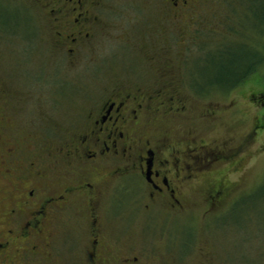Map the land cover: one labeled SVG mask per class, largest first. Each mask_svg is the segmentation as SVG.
<instances>
[{"label":"flooded vegetation","instance_id":"af4514ba","mask_svg":"<svg viewBox=\"0 0 264 264\" xmlns=\"http://www.w3.org/2000/svg\"><path fill=\"white\" fill-rule=\"evenodd\" d=\"M38 1L54 25L58 56L98 61L104 55H97L99 47L113 41L125 57H132L127 53L132 49L144 57L145 72L156 69L162 83L150 78L116 83L87 103L76 124L27 122L26 103L0 101V264H217L197 246L195 231L185 235L165 226L169 213L187 210L185 188L237 152L228 142L206 145L195 136H162L152 127L153 120L187 112L180 86L167 80L173 74L168 54L178 47L174 57L184 74L186 51L207 43L201 33H216L206 0ZM115 18L127 22L116 28ZM213 51L188 59V76H200L193 64ZM186 85L196 94L214 88ZM216 111L210 108L204 116ZM43 140L49 148L41 152ZM139 192L144 211L167 209L155 213L161 222L151 221L144 231L146 244L127 229ZM221 194L215 190L209 197L208 211Z\"/></svg>","mask_w":264,"mask_h":264},{"label":"rangeland","instance_id":"374dc122","mask_svg":"<svg viewBox=\"0 0 264 264\" xmlns=\"http://www.w3.org/2000/svg\"><path fill=\"white\" fill-rule=\"evenodd\" d=\"M125 5L132 4L120 6ZM203 5L207 15L214 12L212 24L216 33H201L207 43L188 55L186 51V59L182 61L184 74L181 60L174 57L178 47L168 54L173 74L167 80L180 86L187 112L183 117L153 120L152 127L159 135L171 134L183 140L195 136L206 145L228 142L237 154L227 162L215 163L185 188L187 210L169 213L165 228L180 230L185 235L195 231L200 236L197 246L203 247L217 264H264V62L252 77L230 93L214 85L212 90L199 94L183 88L192 82L202 88L215 84L220 61L217 51L221 49L239 56L255 50L264 56V0H206ZM11 11L18 12L16 20L21 21L26 15L30 23L26 19L23 24L16 23L22 30L15 36L0 31V101L26 103L27 122L35 120L43 126L45 122L76 124L87 103L116 83L139 82L145 78L162 83L156 69L145 72L148 64L145 65L144 57L136 56L133 49L127 50L132 57H125L113 41L99 47L97 55L101 51L104 55L98 61L91 62L88 57L75 62L64 54L58 56L54 25L44 17L38 0H0V23L10 18ZM112 21L113 27L118 24L116 28L127 22L118 18ZM211 49L215 51L207 55V60L193 64L201 75L188 76L187 60ZM180 79L184 84H178ZM60 87L66 94L53 93V89ZM210 108L217 110L212 118L204 116ZM42 143L40 151L44 152L49 142ZM215 190L222 194L208 211V200ZM143 201L144 196L139 192L137 212L127 227L138 244L147 243L144 231L151 228V221L161 222V215H155L167 212V209L146 212Z\"/></svg>","mask_w":264,"mask_h":264},{"label":"trees","instance_id":"16d2710c","mask_svg":"<svg viewBox=\"0 0 264 264\" xmlns=\"http://www.w3.org/2000/svg\"><path fill=\"white\" fill-rule=\"evenodd\" d=\"M17 14V11H11L10 18L6 17L8 19H3L5 22L0 23V31L3 34L15 36L19 33V30H22L21 26L18 27V25H16V23L19 24L20 21L16 20L15 16H17ZM24 19H26L30 23L28 17H26L25 15L20 21V24H23ZM253 51L250 50L247 56H239L233 52L227 51L226 54L222 49L220 51H217V57L220 58V61L217 67L216 77L214 78L215 84H209L207 85V87H212L211 85H214V87L218 88L233 89L241 85L242 83H245L247 79L255 74V69L260 66L259 64H262L264 62V56L261 57L257 51ZM247 62L253 63L250 66H247Z\"/></svg>","mask_w":264,"mask_h":264}]
</instances>
